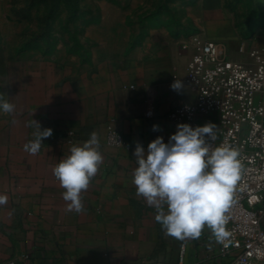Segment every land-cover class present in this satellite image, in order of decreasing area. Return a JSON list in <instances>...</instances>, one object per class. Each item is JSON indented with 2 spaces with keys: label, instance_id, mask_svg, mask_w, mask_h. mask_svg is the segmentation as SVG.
<instances>
[{
  "label": "crops",
  "instance_id": "crops-1",
  "mask_svg": "<svg viewBox=\"0 0 264 264\" xmlns=\"http://www.w3.org/2000/svg\"><path fill=\"white\" fill-rule=\"evenodd\" d=\"M185 40L161 32L120 58L36 63L15 111L0 114V194L8 197L0 205V264H178L182 247L184 264L229 262L207 227L195 239L166 234L132 182L137 143L147 149L161 136L167 143L181 124L169 119L171 110L196 101L186 83L192 53L182 51ZM176 79L179 91L171 88ZM33 119L53 130L34 155L24 150L34 139ZM110 124L124 147L107 144ZM93 131L103 162L81 193L83 210L69 211L52 169Z\"/></svg>",
  "mask_w": 264,
  "mask_h": 264
},
{
  "label": "rangeland",
  "instance_id": "rangeland-1",
  "mask_svg": "<svg viewBox=\"0 0 264 264\" xmlns=\"http://www.w3.org/2000/svg\"><path fill=\"white\" fill-rule=\"evenodd\" d=\"M161 32L248 60L239 47L264 45V0H0V94L16 106L37 62L120 58Z\"/></svg>",
  "mask_w": 264,
  "mask_h": 264
},
{
  "label": "clouds",
  "instance_id": "clouds-1",
  "mask_svg": "<svg viewBox=\"0 0 264 264\" xmlns=\"http://www.w3.org/2000/svg\"><path fill=\"white\" fill-rule=\"evenodd\" d=\"M183 87L177 79L171 85L176 91ZM15 107L0 94V112L11 114ZM34 123V139L24 145V150L33 155L40 151L44 139L53 134L52 129H42L36 120ZM216 128L214 124L194 128L181 123L167 143L161 136L150 142L147 149L140 143L135 147L137 167L132 182L136 194L156 208L155 219L170 236L195 239L207 227L218 242L227 238L225 212L232 202L240 163L237 150L212 146L217 139ZM158 129V125L153 126L154 131ZM99 145L98 134L93 131L82 145H73L70 155L52 169L65 189L62 195L69 202V211L83 210L81 193L87 190L103 162ZM7 201V195L0 194V205Z\"/></svg>",
  "mask_w": 264,
  "mask_h": 264
},
{
  "label": "built area",
  "instance_id": "built-area-1",
  "mask_svg": "<svg viewBox=\"0 0 264 264\" xmlns=\"http://www.w3.org/2000/svg\"><path fill=\"white\" fill-rule=\"evenodd\" d=\"M181 49L192 53L186 83L196 101L177 105L169 119L194 128L214 124L217 139L212 146H228L239 153V179L225 212L228 235L218 242L219 254L229 260L227 264H264V45L242 44L239 54L248 57L243 61L230 58L219 41L201 35L186 38ZM67 134V143L72 144L74 133ZM106 141L111 147L126 145L112 124L107 126ZM184 253L182 247L178 264H184Z\"/></svg>",
  "mask_w": 264,
  "mask_h": 264
}]
</instances>
